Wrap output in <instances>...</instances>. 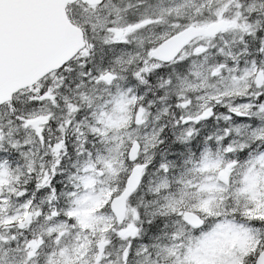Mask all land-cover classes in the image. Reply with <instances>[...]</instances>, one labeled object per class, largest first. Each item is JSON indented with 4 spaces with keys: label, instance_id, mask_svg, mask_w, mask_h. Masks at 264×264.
<instances>
[{
    "label": "snow or ice",
    "instance_id": "obj_1",
    "mask_svg": "<svg viewBox=\"0 0 264 264\" xmlns=\"http://www.w3.org/2000/svg\"><path fill=\"white\" fill-rule=\"evenodd\" d=\"M0 264H264V0H0Z\"/></svg>",
    "mask_w": 264,
    "mask_h": 264
}]
</instances>
